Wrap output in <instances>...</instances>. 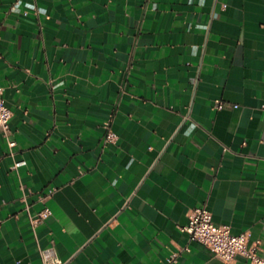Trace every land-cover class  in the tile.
I'll list each match as a JSON object with an SVG mask.
<instances>
[{"label": "crops", "instance_id": "obj_1", "mask_svg": "<svg viewBox=\"0 0 264 264\" xmlns=\"http://www.w3.org/2000/svg\"><path fill=\"white\" fill-rule=\"evenodd\" d=\"M0 87V264H250L201 206L264 255V0H0Z\"/></svg>", "mask_w": 264, "mask_h": 264}, {"label": "built area", "instance_id": "obj_2", "mask_svg": "<svg viewBox=\"0 0 264 264\" xmlns=\"http://www.w3.org/2000/svg\"><path fill=\"white\" fill-rule=\"evenodd\" d=\"M223 102L215 101V108L222 109ZM264 110V101L262 104ZM13 112L4 98V88L0 87V130L6 137L8 145L12 150L16 142L11 138L10 121ZM117 135L110 129L107 131L105 141L115 143ZM25 164V161L17 162L13 166L17 169ZM51 210L47 207L36 215H30L29 221L37 240L36 227L40 221L45 220L51 215ZM189 235L190 242L202 244L208 248L216 257L224 262H230L237 256L245 257L250 264H264L263 248L259 242L251 243L246 233L233 234L231 226L218 224L213 220L212 213L205 207H196L188 215V224L183 229ZM39 256L41 264H65L58 256L55 245L46 248L39 246ZM185 250H189L188 247ZM177 254H174L168 263L176 261Z\"/></svg>", "mask_w": 264, "mask_h": 264}]
</instances>
